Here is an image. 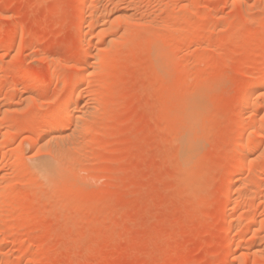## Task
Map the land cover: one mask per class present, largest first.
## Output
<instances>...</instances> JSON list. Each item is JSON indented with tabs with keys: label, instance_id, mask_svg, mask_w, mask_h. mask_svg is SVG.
<instances>
[{
	"label": "rangeland",
	"instance_id": "obj_1",
	"mask_svg": "<svg viewBox=\"0 0 264 264\" xmlns=\"http://www.w3.org/2000/svg\"><path fill=\"white\" fill-rule=\"evenodd\" d=\"M80 4L0 0V264H264V83L239 108L264 0H87L84 21ZM84 66L42 182L33 126Z\"/></svg>",
	"mask_w": 264,
	"mask_h": 264
},
{
	"label": "bare ground",
	"instance_id": "obj_2",
	"mask_svg": "<svg viewBox=\"0 0 264 264\" xmlns=\"http://www.w3.org/2000/svg\"><path fill=\"white\" fill-rule=\"evenodd\" d=\"M86 2H87V0H79V3H81L79 6H80V10H79V16H78V19L79 20H82V21H84L85 20V18L87 17V12H86V8H84V6H85V4H86ZM86 7V6H85ZM242 7V6H241ZM86 9V10H85ZM244 9V8H243ZM242 9V10H243ZM82 31V30H81ZM202 33V32H201ZM81 35V34H80ZM91 34H90V32L89 31H87V32H84L82 35H81V39H80V54H84V53H87L88 52V47H89V43H88V46H87V40H88V37L90 36ZM202 35H200L199 37H201ZM261 38L259 39L260 40V42H259V44H261L262 46H263V44L261 43L262 41H263V43H264V32H262L261 33V36H260ZM258 40V41H259ZM257 45H258V43H257ZM260 46V45H259ZM264 50V49H263ZM262 50V51H263ZM158 54V53H157ZM41 58H42V60L47 64V67H48V71H49V75L50 76H53L54 74H55V64H54V61H53V59L51 58V56L49 55V53L47 52V51H41ZM162 62V61H161ZM163 66H164V63H163ZM160 67V66H159ZM86 67L84 66L83 68H81L80 69V72L76 75V76H74V79H76L77 80V83L74 85V86H72L71 88H70V90L67 92V94H65V97L62 99V102H61V104H60V106H59V108H58V110H56V113H52L50 116H48L49 118V120L47 121V122H45V124H43L41 121L40 122H36V124H35V126H31L33 129H36L37 130V132H36V134L35 135H33V137L35 136V139H33V137H32V139L34 140V141H32L33 143L32 144H34V147H35V149H36V147H37V149L36 150H38V148H40L42 151H44V153L45 154H47V155H41L42 157H39V158H34L33 159V161H32V169L30 170V171H32L33 173H31V174H33V175H35V178L37 177V178H39V179H41L42 180V182H51V181H53V179H55L56 178V175H57V172H59V171H62V170H59L58 168V165L56 164L57 163V161L56 160H60L61 158L63 159V157H64V154H63V157H62V150H64L63 148H59L60 146H58L59 144H57V142H55L56 141V139H57V141H58V139H59V137H57V133H59L60 132V130H59V125L60 124H62L61 126H63V125H65V124H68V123H70L71 122V117L67 114V110H68V107L70 106V105H72L71 103H75L76 101H78L80 98V96H81V88H82V85H83V79H84V77L83 76H85L84 75V73H85V71H86V69H85ZM162 69V68H161ZM164 70V69H163ZM263 70V69H262ZM261 70V71H262ZM245 73V72H244ZM248 77V76H247ZM245 81H246V79H245ZM248 83H246L247 84V86H246V90H244V91H246L245 93H246V95H245V99H244V101L241 103V105H240V109H244V110H246L247 109V106H248V104H249V102L251 101V100H253L254 99V97H256V95H257V93H259L260 91L259 90H261V88H262V86H263V83H264V73H262V72H258L257 70H254L251 74H249V77H248ZM242 85H244V83L242 84ZM17 87H19V86H17L16 85V88ZM21 87V89H23V92H24V89H25V87L23 86H20ZM21 89H20V91H21ZM245 89V88H244ZM17 91H19V88H18V90ZM244 94V93H243ZM242 94V95H243ZM201 100V99H200ZM79 102V101H78ZM191 102V101H190ZM193 102V101H192ZM196 103V102H195ZM194 103V104H195ZM78 105V104H77ZM190 105V104H189ZM191 105H192V103H191ZM193 106V105H192ZM195 106V105H194ZM201 106V105H200ZM191 107V106H190ZM197 107H198V105H197ZM202 107V106H201ZM192 108V107H191ZM194 108V107H193ZM256 108V107H255ZM200 111V110H199ZM259 111V110H258ZM194 112V111H193ZM195 112H198V110L197 111H195ZM240 112V111H239ZM243 112V111H242ZM71 113V112H70ZM190 113H192V112H190ZM190 113H189V115H190ZM259 113V112H258ZM193 114H195V113H192V116H193ZM197 114H199V113H197ZM196 114V115H197ZM72 116V115H71ZM195 117V116H194ZM255 117V116H254ZM46 118L47 117H45V120H46ZM41 119V118H40ZM74 120V119H73ZM253 120V119H252ZM254 121V120H253ZM251 123H253V122H250L249 124H251ZM34 124V123H33ZM193 124V123H192ZM192 124H189L190 126L192 125ZM248 124V123H247ZM252 125V124H251ZM250 125V126H251ZM70 126V125H69ZM68 126V127H69ZM193 126V125H192ZM243 127V128H242ZM241 127V129H240V131H239V133L240 134H244L245 132V128H247V126L245 127V125L244 126H242ZM249 127V126H248ZM62 128V127H61ZM65 128H66V126H65ZM64 129V128H63ZM190 129V128H189ZM246 130H248V129H246ZM62 131H64V130H62ZM191 131V130H190ZM238 133V135H240ZM60 135V134H59ZM241 136V135H240ZM65 137V136H64ZM241 138V137H240ZM64 139V138H63ZM240 140H242V138L240 139ZM191 141V140H190ZM256 139L255 138H251L250 136H249V138H247V139H245L244 138V141L242 140V141H238L237 142V145H236V148L234 149V151H235V153L233 154L234 156H232V160H233V162H236L237 160L239 161L242 157L243 158H247V156H249V155H251V153L253 152V150L255 149H253V146L255 147L256 145H255V143H256ZM59 142V141H58ZM61 142V141H60ZM63 144V143H62ZM190 146V144H188V146H185V147H189ZM192 147V146H191ZM191 147H189V148H187V149H185V151L186 150H189ZM65 150H67V149H65ZM192 150H193V148H192ZM233 150V149H232ZM65 152V151H64ZM67 152V151H66ZM65 152V153H66ZM232 152V151H231ZM188 153H189V151H188ZM186 155H188V154H186ZM185 155V156H186ZM184 156V155H183ZM250 157V156H249ZM248 157V158H249ZM68 158V157H67ZM234 158V159H233ZM243 158H242V160H243ZM184 159V158H183ZM59 160H58V162H59ZM189 160V159H188ZM230 160V159H229ZM231 160V161H232ZM61 161V160H60ZM63 161V160H62ZM184 161V160H183ZM233 162L232 163H230V165L231 164H233ZM63 163H65V162H63ZM240 163V162H239ZM242 163V162H241ZM236 164V163H235ZM61 164H59V166H60ZM236 166V165H235ZM232 167V166H231ZM234 167V166H233ZM60 168H61V166H60ZM243 168V167H242ZM228 170H229V172L231 173L232 172V170H234V169H232L231 171H230V168L228 167ZM62 174V173H61ZM227 175H229V174H227ZM58 176V175H57ZM34 177V176H33ZM228 178H229V185H230V183L232 182V180L230 179V176H228ZM232 178V177H231ZM59 179V178H58ZM56 180V179H55ZM40 181V180H39ZM227 181V180H226ZM41 182V181H40ZM41 182V183H42ZM46 183H45V185H46ZM228 183V182H227ZM44 184V183H43ZM234 184V183H233ZM232 184V185H233ZM228 185V184H227ZM231 185V186H232ZM49 186V185H48ZM225 186V185H224ZM231 186H228V187H231ZM225 188V187H224ZM226 189V188H225ZM230 189V188H229ZM236 191H238V190H236ZM257 217H255L254 215L253 216H251L250 217V222L251 223H249V224H252V223H255V219H256ZM225 222H226V220H225ZM230 223H231V221H229ZM228 222V223H229ZM229 223V224H230ZM225 227V226H224ZM226 227H228L227 225H226ZM230 228V227H229ZM226 232V231H225ZM234 238V237H233ZM238 238V237H237ZM240 239H241V237H240ZM240 239H239V241H240ZM2 240V239H1ZM3 240H5V238L3 239ZM3 240H2V242H3ZM238 240V239H237ZM242 240V239H241ZM6 241V240H5ZM4 241V242H5ZM1 242V241H0ZM7 242V241H6ZM6 242L5 243H3L4 245L6 244ZM4 247V246H3ZM2 253V252H1ZM4 253H2V254H0V256L2 255V256H5L7 253H5V255H3Z\"/></svg>",
	"mask_w": 264,
	"mask_h": 264
}]
</instances>
